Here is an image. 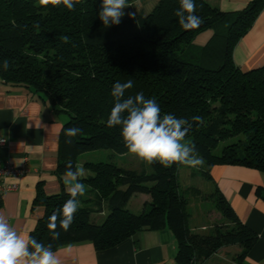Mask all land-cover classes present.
<instances>
[{"label":"trees","instance_id":"1","mask_svg":"<svg viewBox=\"0 0 264 264\" xmlns=\"http://www.w3.org/2000/svg\"><path fill=\"white\" fill-rule=\"evenodd\" d=\"M74 2L75 10L69 11L51 0L46 5L41 0H0V81L22 87L65 118L54 173L63 181L67 162L79 164V155L87 151L112 149L123 159L129 154L119 127L109 128L106 121L114 103L113 84L131 79L134 86L126 95L143 92L156 99L162 113L192 122L187 138L205 161L202 175L213 184L208 196L227 223L206 231L190 225L191 195L186 193L200 191L180 188L181 164L164 168L157 162L146 172L113 161L85 160L81 182L86 191L78 197L69 230L57 228L59 237L53 239L48 228L53 211L69 199L67 190L46 195L39 189L36 201L44 211L31 237L51 244L53 250L81 240L102 249L140 230L167 227L176 238L177 264H207L231 244L238 246L232 258L243 264L256 235L238 219L210 170L231 164L264 172V64L241 69L232 59L235 44L263 10L264 0H250L232 12L196 0L203 23L193 30L179 25L174 15L178 0H157L148 13L125 14L120 24L109 27L98 17L101 0ZM207 30V40L197 43L198 34ZM65 35L68 43L61 39ZM5 58L12 64L8 71L2 68ZM194 116L203 122L192 121ZM71 127L81 128L83 134L66 143L65 130ZM136 192L150 195V205L139 213L126 208ZM257 193L264 200V188ZM104 203V221L92 223L91 214Z\"/></svg>","mask_w":264,"mask_h":264},{"label":"crops","instance_id":"2","mask_svg":"<svg viewBox=\"0 0 264 264\" xmlns=\"http://www.w3.org/2000/svg\"><path fill=\"white\" fill-rule=\"evenodd\" d=\"M225 12L239 11L250 0H206ZM233 62L241 69H253L264 64V8L249 30L237 41L232 51ZM65 121L22 87L5 85L0 81V162L9 161L26 169L21 175L8 176L4 181L16 189L0 198V215H5L18 233L31 236L44 208L37 203L39 189L46 195L66 187L54 173L57 164L59 133ZM212 179L238 219L251 229L256 239L243 258V264H264V200L257 188H264V172L241 165L218 164L210 170ZM150 197L133 194L126 208L139 213L148 206ZM108 213L106 204L93 212L90 221L100 224ZM62 264H177V242L172 231L143 229L118 244L97 248L90 240L62 245L54 250ZM234 252V251H233ZM233 252L225 250L228 263L239 264ZM231 253V257H230ZM218 251L209 258L214 263ZM216 264H225L224 258Z\"/></svg>","mask_w":264,"mask_h":264},{"label":"clouds","instance_id":"3","mask_svg":"<svg viewBox=\"0 0 264 264\" xmlns=\"http://www.w3.org/2000/svg\"><path fill=\"white\" fill-rule=\"evenodd\" d=\"M48 4L49 0H41ZM54 6L63 5L69 11H74V0H51ZM179 6L174 12L179 25L185 30L198 28L203 20L196 14V0H178ZM130 7L127 0H101L98 17L105 27L120 24L125 15L124 9ZM129 13V16H134ZM62 41L68 43L70 38L62 36ZM12 67L5 58L2 68L8 71ZM134 83L117 81L113 84L111 97L113 107L107 118V127H119L120 136L125 148L130 154L149 165L159 163L164 168L173 164H183L189 167H202L205 163L199 156L195 144L187 139L193 124L185 118H178L171 113H162L155 98H146L143 92L126 95ZM194 122H203L200 116L192 117ZM82 129L71 127L65 130L66 143H72V138L82 135ZM86 175L82 164L73 166L71 161L66 164L64 185L69 199L62 207L53 211L49 217L48 228L53 239H58L57 228L65 232L74 222L79 209L78 197L85 194V185L81 182ZM0 264H62L51 244L39 242L31 236H25L16 230L5 215H0Z\"/></svg>","mask_w":264,"mask_h":264},{"label":"rangeland","instance_id":"4","mask_svg":"<svg viewBox=\"0 0 264 264\" xmlns=\"http://www.w3.org/2000/svg\"><path fill=\"white\" fill-rule=\"evenodd\" d=\"M156 2L157 0H135L133 2H127V4L130 7L125 8L124 11H125V14L136 13V12L148 13L153 8V6L156 4ZM209 35H210L209 30L203 31L200 34H198V36L195 38V41L199 44H202L207 40ZM235 139L236 137L233 139H228L224 141L223 143L230 142ZM122 157H117V154H115L112 149H98L94 151H87L79 155L78 162L79 164H82L83 161L85 160L113 161V162H116V164L124 165L125 167L127 166L132 169L134 168V169H137L138 171H146V172L151 171V166L149 164L142 162L133 154L129 153L128 155H125L124 159ZM204 167H205V163L202 167L198 166L195 168L181 164L179 168L180 188H186L188 186H191V187L197 188L200 191L199 194L196 192L191 193V194L186 193L188 197H190L191 195L190 204L187 207V210L190 214V219H189L190 225L195 230L205 229V230H200V231H206L210 229L214 224L224 225L227 223L226 220L223 219L221 215L218 213V211L215 209L210 196H208V193H210V191L213 189V184L211 181L207 180L202 175L201 171ZM137 193L139 192H136V194ZM143 194H146V193H143ZM146 195L150 197L149 194H146ZM198 195L202 196V198H200ZM204 198L206 199L204 200ZM147 203H148L147 206H149L150 201H147ZM237 249H238V246L236 244H231L228 246L221 247L218 250V256L214 260H212L214 262L212 264H216L215 261L220 262L221 260H219V258H221V256L225 257L224 256L225 250L233 252ZM230 257H231V253H230ZM228 258H229L228 256L224 258L225 264H230L228 263V260H229ZM207 264H208V261H207Z\"/></svg>","mask_w":264,"mask_h":264},{"label":"built area","instance_id":"5","mask_svg":"<svg viewBox=\"0 0 264 264\" xmlns=\"http://www.w3.org/2000/svg\"><path fill=\"white\" fill-rule=\"evenodd\" d=\"M4 139L0 140V144H4ZM26 172V169L17 168L12 165L9 161L0 162V198L7 191H13L16 189L15 184H8L4 179L8 176L21 175Z\"/></svg>","mask_w":264,"mask_h":264}]
</instances>
